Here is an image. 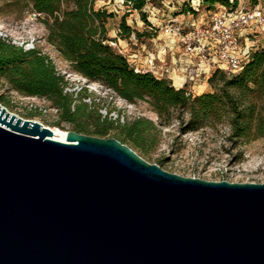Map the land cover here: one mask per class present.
Wrapping results in <instances>:
<instances>
[{
  "label": "water",
  "instance_id": "95a60500",
  "mask_svg": "<svg viewBox=\"0 0 264 264\" xmlns=\"http://www.w3.org/2000/svg\"><path fill=\"white\" fill-rule=\"evenodd\" d=\"M0 103V264H264V182L187 177Z\"/></svg>",
  "mask_w": 264,
  "mask_h": 264
},
{
  "label": "trees",
  "instance_id": "16d2710c",
  "mask_svg": "<svg viewBox=\"0 0 264 264\" xmlns=\"http://www.w3.org/2000/svg\"><path fill=\"white\" fill-rule=\"evenodd\" d=\"M96 1L24 0L25 6L43 22L46 41L55 47L74 72L88 82L102 84L131 103L146 102L165 123L176 119L178 135L208 123L214 125L225 121L229 126L228 139L234 144L264 137V48L252 50L249 59L235 73L214 68L206 80L210 92L195 93L188 86L177 88L167 77L136 71L127 56L112 47L114 39L107 36L106 22L115 14L95 9ZM164 1L173 0H123L128 12L141 13L148 29L141 32L132 29L126 23L128 14L124 13L119 18L118 34L126 38L134 35L140 45L154 38L157 33L151 28L152 21L145 8L148 3H159L167 10ZM189 1L186 0L175 14L195 16L198 11ZM239 1L201 0L199 10L215 11L216 5L234 10ZM247 3L250 8L264 7V0H247ZM0 79L20 94L48 100L59 114V120L51 126L60 127V121H65L73 124L78 133L105 137L116 123L119 132L113 138L123 144L130 143L143 153H146L144 139L157 135L153 122L141 117L119 123L101 120L97 114L91 129L84 120L89 107L83 99L88 94L83 90L76 101L66 92L67 81L57 73L52 60L36 47L26 50L0 37Z\"/></svg>",
  "mask_w": 264,
  "mask_h": 264
},
{
  "label": "rangeland",
  "instance_id": "374dc122",
  "mask_svg": "<svg viewBox=\"0 0 264 264\" xmlns=\"http://www.w3.org/2000/svg\"><path fill=\"white\" fill-rule=\"evenodd\" d=\"M122 1L97 0L94 7L115 14L113 18L107 19V36L109 39H114L111 43L112 47L117 52L126 55L130 63L134 64L132 54L144 58L146 50L163 47V39L158 36L145 40L142 44H145L146 49L143 50L134 35L129 38L120 36L117 32L118 22L124 13L128 14L126 23L132 29L139 32L148 29L147 22L141 18V13L136 10L128 12ZM185 1L173 0L170 4L164 1V4L165 7H170L168 13H171L178 10ZM218 7L219 5H216L214 9ZM145 11L147 16L149 15L148 19L155 23L165 20L168 14L166 8H161L159 3H148ZM202 12L207 13V10ZM45 35L46 29L43 22L35 17L30 7L25 6L24 0H0V37L18 46L20 43H28L30 48L36 47L41 53L47 55L54 63L57 73L62 75L68 83L64 90L71 93L76 101L85 90L88 97H85L83 101L89 108L84 114V120L91 129L97 114L101 120L107 119L119 123L126 120L131 121L137 117L148 119L156 126L157 135L155 138L149 136L144 139L146 153L139 148L132 147L130 143L125 144L148 163L158 164L168 172L187 177L215 181L264 182V137L234 144L228 139L229 126L225 121L214 125L208 123L197 130L178 135L176 119L165 123L146 102L131 103L109 91L102 84L88 82L80 74L74 72L55 47L46 41ZM161 53L165 61H169L171 51L165 48ZM174 58L177 60L176 54ZM203 85L197 93L211 91L207 82ZM0 103L8 111L22 118L34 119L45 125L59 120L56 108L48 100L20 94L9 87L4 79H0ZM59 128L74 130V125L60 121ZM118 132L119 128L114 123L113 128L109 129L103 138L114 137Z\"/></svg>",
  "mask_w": 264,
  "mask_h": 264
},
{
  "label": "built area",
  "instance_id": "2783aa9c",
  "mask_svg": "<svg viewBox=\"0 0 264 264\" xmlns=\"http://www.w3.org/2000/svg\"><path fill=\"white\" fill-rule=\"evenodd\" d=\"M166 2L170 4L171 1ZM246 2L240 0L234 10L219 5L215 11L204 13L199 10L201 0H190V6L198 11L196 16L187 13L191 18L184 21L178 19L176 14L169 13L160 23L152 21L151 28L173 39L185 54L197 57L199 61L212 66V69L220 67L228 74L235 73L249 59L252 50L264 48V7L250 8ZM168 9L170 7L167 13ZM20 46L26 50L31 49L28 43H20ZM146 58L148 66L131 64L136 71L152 72L162 77L154 73L152 52H146ZM202 75L203 71L197 66H191L186 69V76L178 86L169 79L178 88L188 86L202 78Z\"/></svg>",
  "mask_w": 264,
  "mask_h": 264
},
{
  "label": "crops",
  "instance_id": "0c3cea01",
  "mask_svg": "<svg viewBox=\"0 0 264 264\" xmlns=\"http://www.w3.org/2000/svg\"><path fill=\"white\" fill-rule=\"evenodd\" d=\"M177 2H179V0H177ZM175 12L176 11L171 13L175 14ZM176 16L178 19H182L184 21H187L191 18L190 15L182 14V13L178 15L176 14ZM158 36H160L163 39V47L161 48L159 47L160 49H158V47L157 48L155 47V49L146 50V52L150 51L153 54L154 73L160 76H166L170 78L173 81V83L178 86L182 81V79L186 76V69L191 66H197L198 69L203 71L202 78L196 79L193 82H191L188 85V88L195 93H197L198 91L200 92L201 87L204 86L203 84L206 83L208 76L213 70L212 66H209L208 64L199 61L197 57L185 54L182 48L180 47V45H178L173 39H170L169 37L161 33H157L154 38H157ZM141 46L143 47V50L146 49L145 45L142 44ZM159 46L161 45L159 44ZM165 48H167L168 51H171V56L168 58L169 61H165L161 53ZM175 54L177 55V60H175L174 58ZM131 57L134 58L133 60L136 66L138 67L148 66L146 56L142 58L141 56L132 54Z\"/></svg>",
  "mask_w": 264,
  "mask_h": 264
},
{
  "label": "bare ground",
  "instance_id": "6f19581e",
  "mask_svg": "<svg viewBox=\"0 0 264 264\" xmlns=\"http://www.w3.org/2000/svg\"><path fill=\"white\" fill-rule=\"evenodd\" d=\"M53 131H55V138L57 139V140H60V141H63L64 140V135H65V131L66 130H63V129H61V128H59V127H57L56 126V129L55 128H53Z\"/></svg>",
  "mask_w": 264,
  "mask_h": 264
}]
</instances>
